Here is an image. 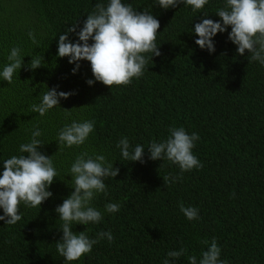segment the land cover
Listing matches in <instances>:
<instances>
[{
	"label": "trees",
	"instance_id": "obj_1",
	"mask_svg": "<svg viewBox=\"0 0 264 264\" xmlns=\"http://www.w3.org/2000/svg\"><path fill=\"white\" fill-rule=\"evenodd\" d=\"M97 2L101 0H0V71L13 47L21 49L24 62L12 84L0 78V173L3 161L21 154L19 145L30 141L37 126L45 144L39 151L49 157L55 153L58 173L48 189L53 195L40 208L21 203L20 221H0V264H65L56 251L62 221L55 208L74 191L69 169L82 151L105 155L120 171L105 180L106 193L92 201L103 219L74 224L72 231L86 229L90 239L111 231L114 239L99 240L72 264H163L171 259L169 251L181 248L186 252L175 264H189L193 255L199 264L208 247L203 241L210 244L213 238L225 264H264V66L249 63L247 50L237 54L228 39L230 27L213 37L212 53L195 44L193 31L202 18L220 20L215 13L224 0H209L195 13L182 4L165 10L154 0H122L159 20L161 55L149 59L141 78L111 89L87 83L94 80L90 62L80 61L73 74L75 64L57 55L59 35L76 22L79 31ZM69 39L78 37L71 33ZM34 55L43 56V65L26 70ZM53 87L75 94L43 117L32 113L30 106ZM72 120H93L94 131L83 145L57 151L58 131ZM172 127L199 135L192 152L203 167L165 185L163 177H176L180 169L167 160H150L147 148L152 141L166 140ZM123 137L131 148H145L144 163L122 158L116 145ZM181 202L195 207L199 218L189 221ZM107 203H118L120 210L105 212Z\"/></svg>",
	"mask_w": 264,
	"mask_h": 264
},
{
	"label": "clouds",
	"instance_id": "obj_2",
	"mask_svg": "<svg viewBox=\"0 0 264 264\" xmlns=\"http://www.w3.org/2000/svg\"><path fill=\"white\" fill-rule=\"evenodd\" d=\"M208 3L209 0H154V5L165 10L182 4L190 6L194 13L202 10ZM215 15L220 20L202 18L201 22L195 24L193 31L198 37L195 44L201 49H207L209 53L215 52L213 37L218 33H224L230 27L228 39L236 46L237 54L243 56L247 50L249 63L259 62L264 66V0H224L223 7L219 8ZM78 27L76 22L59 35L57 55L59 58L68 57L69 63L75 64L73 74L80 68V61L90 62L94 77V80L87 81L90 86L94 82H100L110 89L114 85H130L133 78L139 79L144 75L149 59L161 55L156 43L160 28L159 20L151 12L134 10L131 4L122 3V0H108L107 4L102 0L97 2L94 10L87 14L79 31ZM71 33L78 37L75 42L69 39ZM28 37L33 43H37L32 31L28 32ZM43 60V56H31L26 70L40 68ZM7 61L0 71V78L10 85L14 74L24 66L21 49L13 47ZM74 94L58 92L55 87L47 88L40 102L30 106V111L43 117L49 110L60 106L61 99L66 100ZM64 110L70 115V110ZM94 126L93 120L83 122L72 120L70 124H65L57 134V151L65 147L83 145L94 131ZM169 132L166 140L152 141L147 148L150 160H167L180 169V175L176 177L171 179L168 176L163 177L165 185L182 179L184 172L203 167L192 152L195 142L200 139L199 135L195 132L189 135L183 127H172ZM40 136L42 131L37 126L31 131L30 141L19 145L21 154L3 161V171L0 173V209L3 215H0V221H4L6 225H15L21 220L19 214L21 203L28 208H40L42 203L53 195L48 189L58 176L52 159L55 153L49 157L39 151L45 145L38 139ZM116 147L124 160L145 162V148L142 145L137 144L131 148L129 140L123 137ZM69 171L72 177L69 187L74 191L55 208L58 219L62 221L60 227L62 237L56 242V251L64 258L65 264H72L90 253L93 245L101 239L106 238L109 243L113 241L111 231L99 232L95 239H90L86 229L74 233L72 226L96 224L103 219L102 212L92 206V201L98 194L106 193L105 180L115 178L120 169L108 162L103 154L89 155L87 151H82L75 157ZM179 208L189 221L199 218L195 207H185L181 202ZM119 210L118 203H107L104 206V211L109 214ZM203 243L208 247L202 252L199 264H225L219 259L221 249L215 238L210 244L207 240ZM185 252L184 248L169 251L167 256L171 259H165L163 264H175ZM188 260L189 264H197V257L194 255L189 256Z\"/></svg>",
	"mask_w": 264,
	"mask_h": 264
}]
</instances>
